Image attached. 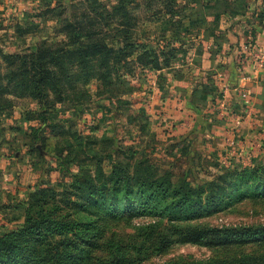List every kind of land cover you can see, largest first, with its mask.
Listing matches in <instances>:
<instances>
[{"label": "rangeland", "instance_id": "rangeland-1", "mask_svg": "<svg viewBox=\"0 0 264 264\" xmlns=\"http://www.w3.org/2000/svg\"><path fill=\"white\" fill-rule=\"evenodd\" d=\"M85 6L86 0H0V56L29 53L41 44L64 43L61 22ZM153 10L139 15L136 30L142 44L159 51L171 45L177 48V54L170 66L147 71L144 83L128 78L136 88H122L117 90L121 93L109 97L104 93L97 95V86L91 82L87 86L90 99L57 104L55 110L44 115L46 123L39 116L41 109L34 99L11 94L0 99V236L23 228L28 215L27 206L22 203L31 193L40 188L60 191L81 168L93 169L94 162L86 159L85 144L99 153L105 168H109L110 158L131 166L136 158H146L159 174L174 183L185 178L192 188L208 184L227 169L264 168V163L248 159L226 158L223 162L213 158L211 152L220 149L219 145L209 149L211 143L201 136L205 133L201 126L209 122L210 115L233 116L235 121L236 116L244 118L243 113L254 112L250 95L249 103L240 98L243 88H237L236 79L249 73L264 89V43L260 40L264 42V0H175L171 16L158 13L159 8L154 13ZM205 53L214 60L213 68L200 69L191 78L196 80L194 89L204 88L207 93L192 100L196 105L186 103L190 116L195 113L194 122H189L191 129L187 132L175 133L176 118L161 107L160 99L176 97L185 67L200 65ZM0 65L4 67L1 58ZM226 69L231 73L230 86L238 105L228 99L230 86L223 84L226 76L222 73ZM198 106L206 107L205 112ZM260 111L264 113V108L260 107ZM224 142L227 147H234L228 144L227 137ZM247 179L237 186L240 193L232 187L224 188L220 205L184 222L236 228L264 225V178ZM114 208L106 204L101 208L88 206L82 211L76 206L72 213L96 223L95 214L112 212ZM116 212L132 216L107 221V234L119 237L132 234L140 224L159 221V216L163 222L169 216H175L174 220L187 216L183 210L169 212L162 201L148 203L140 199L119 203ZM230 254L264 255V244L209 247L173 243L160 253H149L138 264L199 262Z\"/></svg>", "mask_w": 264, "mask_h": 264}, {"label": "trees", "instance_id": "trees-1", "mask_svg": "<svg viewBox=\"0 0 264 264\" xmlns=\"http://www.w3.org/2000/svg\"><path fill=\"white\" fill-rule=\"evenodd\" d=\"M105 1L114 3L86 0L80 13H73L61 22L66 36L64 43L41 44L25 54H2L0 99L6 94L34 99L45 122L44 115L55 110L57 104L90 99L87 86L91 82L97 86V95L114 97L121 93L117 92L119 89L136 88L128 78L144 83L147 71L170 66L177 48L171 45L160 51L149 48L142 44L136 28L140 13L145 10L152 8L154 13L159 8L158 13L171 16L175 0ZM206 93L204 88L194 90L198 98ZM55 128L53 124L52 131ZM85 145L86 159L94 162L93 169L81 168L60 191L40 188L30 194L22 203L27 206L28 215L23 228L0 236V264H138L149 253H160L173 243L209 247L264 244V225L236 228L184 222L220 205L224 188L232 187L240 193L237 186L247 178H264V168L227 169L208 184L192 188L185 178L174 183L159 174L146 158H136L131 166L107 155L109 168H105L99 153ZM134 199L148 203L162 201L169 212L183 210L187 216L178 220L169 216L166 222L159 216V221L140 224L128 236L107 234L109 219L132 217L116 212L118 204ZM106 204L114 205V210L95 214L96 223L72 213L76 206L83 211L88 206L101 208ZM175 264H264V255L230 254Z\"/></svg>", "mask_w": 264, "mask_h": 264}, {"label": "crops", "instance_id": "crops-1", "mask_svg": "<svg viewBox=\"0 0 264 264\" xmlns=\"http://www.w3.org/2000/svg\"><path fill=\"white\" fill-rule=\"evenodd\" d=\"M260 40L261 43H264L262 39ZM205 54L202 55L200 65L197 64L195 66L185 67L184 74L178 82L179 90L176 97H166L164 101L160 99V102L163 103L161 107L169 113V116L172 113V117L176 118L173 121V124L176 125L174 128L175 133L187 132L189 128L191 129L190 123L194 122L193 116H195V113L190 116V107L186 109L185 105L187 102L194 104L192 100L198 98L194 96V85L196 80H193L191 76L196 75L200 69L213 68L214 60L210 59L208 56L209 53ZM222 73L226 76L223 84L228 86L232 85L230 71L226 69L222 71ZM236 80L234 81L238 84L237 88H243L249 93L254 112L243 113L245 117H240L241 119L238 124L233 120V116L224 117L217 114L210 115L208 118L209 122H205L206 124L204 123V126H201L205 131L201 136L211 143L208 145L209 149L212 146L219 145L220 149L217 148L216 151L213 150V147L211 148L213 150L211 152L213 158L223 159V162L228 158L229 160L246 161L248 159L253 163L255 161L264 163V113L260 111V107L264 108V89L261 87L258 80L252 78V76L246 72L245 74L239 75ZM228 81L229 83H227ZM231 87L232 86L229 87V94L227 95L226 93V95L229 96L228 99L231 103L235 102V104L238 105V102H236V93H234V89ZM194 105H196V103ZM174 106H177L178 109L175 110ZM198 107L201 112H205L206 107ZM206 112L208 113V111ZM168 121L172 122V120ZM186 122H188V124H184ZM163 123H165L164 120ZM166 124L167 123H165V125ZM228 136L234 139V147H231L232 149L227 147L224 142V139ZM204 156L209 157V155L206 154H204Z\"/></svg>", "mask_w": 264, "mask_h": 264}, {"label": "built area", "instance_id": "built-area-1", "mask_svg": "<svg viewBox=\"0 0 264 264\" xmlns=\"http://www.w3.org/2000/svg\"><path fill=\"white\" fill-rule=\"evenodd\" d=\"M239 96L245 103H249L250 97H249V94H248V92L246 90H244V89L241 90L239 92ZM225 108H226V106H223V110ZM240 119L241 118L239 116H236L235 117V123L238 124L240 122ZM227 139H228V144L233 146L234 145V139L232 137H229V136L227 137Z\"/></svg>", "mask_w": 264, "mask_h": 264}]
</instances>
